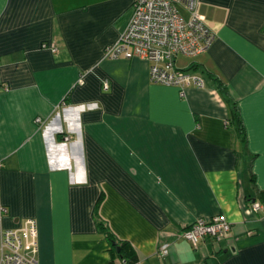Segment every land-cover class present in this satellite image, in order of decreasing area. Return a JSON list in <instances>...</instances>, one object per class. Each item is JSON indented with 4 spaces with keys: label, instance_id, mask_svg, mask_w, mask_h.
Segmentation results:
<instances>
[{
    "label": "crops",
    "instance_id": "crops-1",
    "mask_svg": "<svg viewBox=\"0 0 264 264\" xmlns=\"http://www.w3.org/2000/svg\"><path fill=\"white\" fill-rule=\"evenodd\" d=\"M131 3L0 0V228L34 219L37 264H110L107 234L139 264H264V0H199L214 38L174 56L203 79L182 92L103 56ZM213 215L220 240L177 237Z\"/></svg>",
    "mask_w": 264,
    "mask_h": 264
},
{
    "label": "built area",
    "instance_id": "built-area-1",
    "mask_svg": "<svg viewBox=\"0 0 264 264\" xmlns=\"http://www.w3.org/2000/svg\"><path fill=\"white\" fill-rule=\"evenodd\" d=\"M199 0H132L130 14L116 42L103 50L105 58L137 57L148 62L150 82L177 86L180 89L193 85L203 87V79L196 72L175 69L172 65L176 55L193 57L209 46L214 32L209 28L198 11ZM177 5L187 13L184 19ZM41 47L51 52L53 44ZM105 86V84H104ZM5 89L0 78V90ZM36 122L39 119L36 118ZM67 140V137H64ZM261 208L259 202H250L252 212ZM0 207V212H4ZM230 229L222 215L198 217L177 233L195 247L197 241L207 237L220 240ZM169 243L162 241L156 248L158 256L168 253ZM36 223L26 218L20 227L0 228V264H37ZM112 264H139L138 260L128 263L125 258L116 257Z\"/></svg>",
    "mask_w": 264,
    "mask_h": 264
},
{
    "label": "trees",
    "instance_id": "trees-1",
    "mask_svg": "<svg viewBox=\"0 0 264 264\" xmlns=\"http://www.w3.org/2000/svg\"><path fill=\"white\" fill-rule=\"evenodd\" d=\"M217 88L221 92L224 91V87L222 86V84L220 82L217 83ZM234 115H235V117L237 116L236 112H234ZM258 197L262 202H264V190L258 192ZM100 230L102 232H104L103 227H100ZM106 236L109 238V241L111 243V247L109 249L110 250V264L113 263V260L116 257L125 258L128 261V263H133L137 260L136 255L134 253V250L130 246L129 243H127V242H116V241L114 242L113 238L111 239L108 234Z\"/></svg>",
    "mask_w": 264,
    "mask_h": 264
}]
</instances>
